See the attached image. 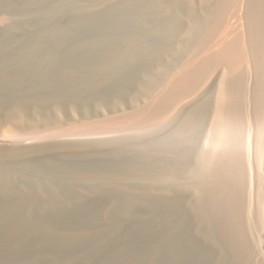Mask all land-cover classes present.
Segmentation results:
<instances>
[{"label": "bare ground", "instance_id": "1", "mask_svg": "<svg viewBox=\"0 0 264 264\" xmlns=\"http://www.w3.org/2000/svg\"><path fill=\"white\" fill-rule=\"evenodd\" d=\"M186 1L182 48L196 36L199 47L169 76L173 60L136 33L112 62L84 75L58 73V48L44 61L32 55V67L0 57V121L47 123L61 106L103 115L23 137L65 141L0 145V264H37L27 256L32 239L48 264L90 263L118 239L103 264H264V0H237L238 16L232 0H199V12ZM180 22L149 34L174 36ZM144 58L158 60L157 69H137ZM205 120L197 150L150 135L170 122L185 134Z\"/></svg>", "mask_w": 264, "mask_h": 264}, {"label": "rangeland", "instance_id": "2", "mask_svg": "<svg viewBox=\"0 0 264 264\" xmlns=\"http://www.w3.org/2000/svg\"><path fill=\"white\" fill-rule=\"evenodd\" d=\"M192 2V5L189 4L191 8L193 7L197 12L201 11L203 4L199 0H192ZM232 2L231 10L237 16L242 14V9L239 10V2L237 0H232ZM166 3L167 5H165ZM172 3H174L173 0H0V57L6 55L8 56L6 59L10 63L21 62L22 64H27V67H32L37 62L32 55L40 53L41 61H44L45 58H42L43 54L54 52L58 48L64 58L57 65L50 64L49 66H56L55 69H58V73L62 75L71 70L78 75H84L91 69L99 68L103 64L105 66L112 62L114 60L113 57L116 56L115 54H119L121 50L123 51L126 48L128 35L136 33L138 35L143 34L142 36L146 37L148 43H152V47H150L152 53L156 54L157 52L159 59L165 62L175 61H171L170 68L167 69L169 71L167 76H169L180 69L183 66L182 64L191 61L199 47V37L196 36L191 38L187 47L182 48L188 36L187 29H185L188 21L185 14L188 10V3L186 0L180 1L184 14L182 12L178 15L176 9L172 5L169 6ZM233 12L230 13L232 21L236 17ZM176 16L181 21L180 29L176 35L171 36L169 32V36L149 34V31L163 29L165 26L164 30L168 29V26ZM174 53H177L176 58L173 57ZM145 60L144 58L141 62L139 61L136 68L143 70V68L151 69L153 68L152 66H155L157 69L158 60ZM2 66H4V63H0V67ZM213 76L208 77L198 88L195 93L196 96L211 85ZM69 108V106L67 108L61 106L53 111L56 116L53 120L47 123L39 121L33 126L21 125L19 121L6 122L1 120L0 145L30 146L42 145L51 141H65V139L67 140L65 137H54V139L52 137L36 141H26L23 137L41 131L49 132L50 130L59 129V127L60 129L73 127L103 117V115L93 113H79L81 112L80 110L72 112L71 108ZM175 125L176 123L172 122L164 126L161 125L150 135L156 138L163 137L162 139H167L174 143H177V140L178 143L181 142L180 144L183 147H187L186 144L194 145L197 150L202 145L204 136L209 129L207 120L203 123L199 122V125L196 124L195 128L193 127L185 134L176 133ZM8 136L13 139H5ZM18 136L23 140H15ZM94 211L96 210L92 212ZM100 211L98 210L96 214H99ZM72 221L74 225L80 228L87 225L84 217H74ZM114 242L113 245L99 249L94 261L89 263L80 260L77 264H103L115 253L117 255L116 249L121 245L122 241L118 239ZM134 243L142 247L144 251L143 259L146 258L148 238L141 235L137 236ZM29 244L27 256L37 259V264H48V260L45 257L35 253L37 242L32 239ZM3 255L5 256V254Z\"/></svg>", "mask_w": 264, "mask_h": 264}]
</instances>
